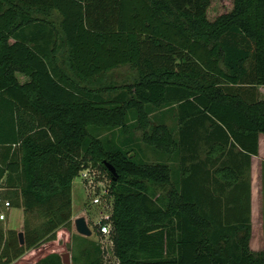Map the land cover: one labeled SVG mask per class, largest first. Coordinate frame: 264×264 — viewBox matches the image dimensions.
<instances>
[{
    "label": "trees",
    "instance_id": "16d2710c",
    "mask_svg": "<svg viewBox=\"0 0 264 264\" xmlns=\"http://www.w3.org/2000/svg\"><path fill=\"white\" fill-rule=\"evenodd\" d=\"M215 2L0 0V190L24 208L26 239L3 264H108L73 233L74 180L90 166L112 181L114 264H264L249 173L264 134V0ZM124 65L134 82L102 84ZM143 144L159 161L139 158ZM64 236L70 262L49 249Z\"/></svg>",
    "mask_w": 264,
    "mask_h": 264
},
{
    "label": "rangeland",
    "instance_id": "374dc122",
    "mask_svg": "<svg viewBox=\"0 0 264 264\" xmlns=\"http://www.w3.org/2000/svg\"><path fill=\"white\" fill-rule=\"evenodd\" d=\"M229 0H224V4H228ZM219 5V0H216L214 7H217ZM138 73L136 70L131 69V67H122L116 70H113L109 73H107L106 75L102 76V84L106 85L109 83H132L135 81V79L137 78ZM167 122L171 125V127H178L177 125V120L174 118L172 113H168L167 114ZM137 135L140 136L142 135L141 131L137 132ZM137 149V148H136ZM135 153L132 152V155H134ZM139 158L143 159L146 162L149 163H153L156 161H159L160 159V155L156 154L153 150L149 149V147H147L146 145H142L141 148H139ZM203 156H205V154H203ZM167 162L171 165L172 169L176 170L179 167H181V163H180V157H164ZM183 165V164H182ZM170 186L166 185V186H156V191L158 193V196H164L167 194L168 190H169ZM88 191L85 188L82 180L80 177H77L74 180V184H73V213L74 215H78L81 212H86L87 216H85L86 218H88L89 222H90V228L93 230V236L92 239H89L91 242H96L99 245L100 248V252L102 254V257L104 259V261L108 264H114L117 262V257L114 254V245H113V241L110 238V236L104 235V234H98V231H96V229L98 227L95 226L94 222L99 219L101 217V213H105L102 209H100L99 207H95V206H91L88 203ZM264 203V201H263ZM90 207H89V206ZM15 213H17L18 211H14ZM19 220H21L22 217V211L19 210ZM18 219V218H17ZM74 231V228H73ZM262 236V235H261ZM260 236V237H261ZM68 241L66 240L65 236H64V242L62 241L59 244H55L52 245L49 249H57L59 251H62V254L67 255V257L72 260L73 257V247H72V243H71V239L69 237H67ZM263 236L261 237V241H263ZM66 241V242H65ZM264 244V243H263Z\"/></svg>",
    "mask_w": 264,
    "mask_h": 264
},
{
    "label": "crops",
    "instance_id": "0c3cea01",
    "mask_svg": "<svg viewBox=\"0 0 264 264\" xmlns=\"http://www.w3.org/2000/svg\"><path fill=\"white\" fill-rule=\"evenodd\" d=\"M130 67L129 65L120 66ZM132 69V68H131ZM134 70V69H133ZM113 84V83H110ZM119 86L125 83H116ZM127 84V83H126ZM250 183L252 190V237L250 241V247L253 252L264 251V239L261 241V237L264 238V134L259 136V155H253L251 161ZM19 210L22 211V219L19 220ZM14 211H18L15 213ZM73 211V209H72ZM7 220H0V263H5L9 258H14L15 250V236L25 231V210L23 207L13 206L10 210H7ZM86 212H81L78 215L72 217L74 234L80 235L74 225V221L81 216H85ZM18 218V219H17ZM99 231V227L96 229ZM100 232V231H99ZM94 234V233H93ZM262 235V236H261ZM82 236V235H81ZM93 236V235H92ZM92 236L86 237L92 239ZM261 236V237H260ZM23 246V245H22ZM6 252L4 253V249ZM27 256H22L14 260L11 264L28 262Z\"/></svg>",
    "mask_w": 264,
    "mask_h": 264
},
{
    "label": "built area",
    "instance_id": "2783aa9c",
    "mask_svg": "<svg viewBox=\"0 0 264 264\" xmlns=\"http://www.w3.org/2000/svg\"><path fill=\"white\" fill-rule=\"evenodd\" d=\"M79 177L88 191V203L91 206L99 207L105 212L101 213V217L94 222L95 226L99 227V231L102 234L109 236L112 231V222L110 218L114 207L111 179L102 170L93 166L83 169L80 172ZM12 207L11 201L4 199L0 190V220H7L6 211L10 210ZM85 216H87L86 213ZM86 219L90 226L88 218Z\"/></svg>",
    "mask_w": 264,
    "mask_h": 264
},
{
    "label": "water",
    "instance_id": "95a60500",
    "mask_svg": "<svg viewBox=\"0 0 264 264\" xmlns=\"http://www.w3.org/2000/svg\"><path fill=\"white\" fill-rule=\"evenodd\" d=\"M108 169L110 170V172L114 175L116 179V177H118L119 175L116 168L112 166L111 164H108ZM74 225H75L77 232L80 235L86 236V237H90L93 235V230L90 228L89 223L85 216L78 217L74 221ZM19 240H20L21 245H25L26 239H25L24 232L19 233ZM64 257H65L66 262H70V259L67 257V255H64Z\"/></svg>",
    "mask_w": 264,
    "mask_h": 264
}]
</instances>
